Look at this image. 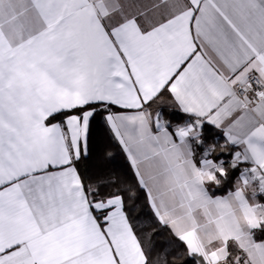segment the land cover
<instances>
[{"label": "snow or ice", "instance_id": "1", "mask_svg": "<svg viewBox=\"0 0 264 264\" xmlns=\"http://www.w3.org/2000/svg\"><path fill=\"white\" fill-rule=\"evenodd\" d=\"M0 264H264V0H0Z\"/></svg>", "mask_w": 264, "mask_h": 264}, {"label": "trees", "instance_id": "2", "mask_svg": "<svg viewBox=\"0 0 264 264\" xmlns=\"http://www.w3.org/2000/svg\"><path fill=\"white\" fill-rule=\"evenodd\" d=\"M164 111L167 113L169 109L165 106ZM98 123L93 127V154L89 161L82 165L87 167L90 171L97 168L114 171L117 174L128 173L131 171L126 161L124 153L121 151L119 145L112 139L111 134L105 127L102 119L97 118ZM221 137V142H222ZM111 154L110 156L108 154Z\"/></svg>", "mask_w": 264, "mask_h": 264}]
</instances>
